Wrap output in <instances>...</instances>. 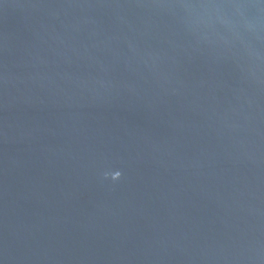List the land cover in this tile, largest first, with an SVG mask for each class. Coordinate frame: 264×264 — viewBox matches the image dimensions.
Returning a JSON list of instances; mask_svg holds the SVG:
<instances>
[{
	"label": "water",
	"instance_id": "obj_1",
	"mask_svg": "<svg viewBox=\"0 0 264 264\" xmlns=\"http://www.w3.org/2000/svg\"><path fill=\"white\" fill-rule=\"evenodd\" d=\"M0 264H264V0H0Z\"/></svg>",
	"mask_w": 264,
	"mask_h": 264
}]
</instances>
